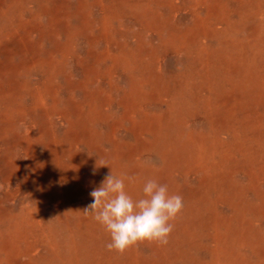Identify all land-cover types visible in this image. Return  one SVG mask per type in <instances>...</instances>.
I'll return each instance as SVG.
<instances>
[{"label": "rangeland", "instance_id": "1", "mask_svg": "<svg viewBox=\"0 0 264 264\" xmlns=\"http://www.w3.org/2000/svg\"><path fill=\"white\" fill-rule=\"evenodd\" d=\"M263 80L264 0H0V244L16 219L33 225L0 264H129L84 212L108 175L81 181L95 167L134 176L142 196L166 184L185 219L196 207L229 222L239 203L264 251V105L250 91ZM211 226L192 238L206 250Z\"/></svg>", "mask_w": 264, "mask_h": 264}, {"label": "bare ground", "instance_id": "2", "mask_svg": "<svg viewBox=\"0 0 264 264\" xmlns=\"http://www.w3.org/2000/svg\"><path fill=\"white\" fill-rule=\"evenodd\" d=\"M149 19H150V16H149ZM228 32H230V30ZM176 34H178V32ZM139 36H141V34H139ZM154 40H159V39L157 38ZM242 65L243 64L241 62L234 60L228 63V71L230 73L232 72L235 73L239 68H242ZM190 83H191L190 80L187 79V82L185 83L186 87H188ZM262 83L264 85V80L262 81ZM250 91L255 93L256 98L262 97L261 99L259 98V102H260V105L262 104L264 105V99H263L264 93L261 94L253 90H250ZM245 92H249V91L246 90ZM150 104H155V103H150ZM187 105H190V103H188ZM178 108L180 107L178 105L177 98L172 99V101H170V103L167 105L168 112H173L174 110ZM232 114H233L232 111L229 110L226 114V117L223 118L224 123H226L227 125L229 124ZM262 116L263 115H260L259 117L258 126H260V128H263V125H264V119L262 118ZM145 124L147 127L148 126L151 127L150 124H147V123ZM220 145L222 146L223 144L221 143ZM219 151H222V153H225V150L223 148L222 149L213 148L212 155L217 156L219 154ZM106 174H109L108 170L106 169L104 171L100 167H95L94 169H89V170L83 168L81 181L88 183V182L95 180L97 177H100L101 175L104 176ZM125 183H126L127 191L133 192L138 197V199L142 197V195L134 192L130 188L132 186V183H128V181H125ZM136 188L142 189L141 186H137ZM230 205L232 207L231 211L233 215V220H230L229 222L222 220L218 213H214V215L206 216V215H209L210 213L206 212V214L203 215L202 210L196 207H191L189 211L187 212L189 218L185 219L183 218L184 216L179 215L177 220L173 223L174 230L169 237V242L167 243V245H160L157 242H149V241L139 242L137 245L128 249L130 253L129 264H252L250 263L248 256L253 258L254 260L260 259L261 264H264V251L260 249V246H257L253 243L252 241L253 234L250 231L252 227H249V217H250V220L253 219V223H254L257 221L255 219L256 216L252 214H249L250 215L249 216L246 210L243 207H241L239 203L231 202ZM212 207H216V204L212 205ZM257 214L261 218L264 217L263 215L264 208L260 207V210L257 212ZM207 222L209 224H212L211 227L215 231L214 237L212 239L214 246H212L209 250H206L205 248L203 249L201 244H197L196 242L192 240V238L194 237V234H196L198 230H202V231L205 230V224L207 225ZM14 223L16 227L12 229V232L10 234L11 242H9V246H6L4 244V247H3L0 244V263L6 262V261H8L9 263L10 259L12 257H15V255H13L15 250L19 251L20 253L22 252L21 250L22 248H20L19 245H21L22 243L24 245L26 244L27 234H29V230H31V228L33 227L32 221H30V218L22 217V218L16 219ZM191 233H192V237H191ZM200 233L201 232H198V235ZM1 241L2 240L0 238V242ZM28 245H30L29 242H28ZM146 251L150 253V259L146 261L139 260V255H142ZM85 258L88 260L87 264H91L90 260L92 258L90 257V254L86 255ZM42 263L46 264L45 261H43ZM34 264H38V262H35ZM254 264H257V263L254 262Z\"/></svg>", "mask_w": 264, "mask_h": 264}, {"label": "clouds", "instance_id": "3", "mask_svg": "<svg viewBox=\"0 0 264 264\" xmlns=\"http://www.w3.org/2000/svg\"><path fill=\"white\" fill-rule=\"evenodd\" d=\"M97 166L109 167L100 159ZM125 181L135 183L136 178L116 175L111 169L100 186L90 192L93 202L84 210L91 212L110 234L107 249L123 253L143 241L167 245L174 230L172 222L185 207L183 197L170 193L166 184L148 179L142 187L143 196L134 199Z\"/></svg>", "mask_w": 264, "mask_h": 264}]
</instances>
